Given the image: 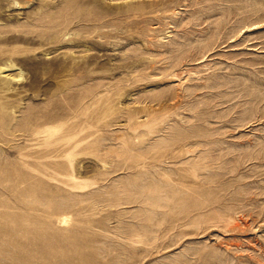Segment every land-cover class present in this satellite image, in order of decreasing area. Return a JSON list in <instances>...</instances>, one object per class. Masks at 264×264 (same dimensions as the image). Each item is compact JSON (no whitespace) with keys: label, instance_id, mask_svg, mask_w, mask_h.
Returning a JSON list of instances; mask_svg holds the SVG:
<instances>
[{"label":"rangeland","instance_id":"1","mask_svg":"<svg viewBox=\"0 0 264 264\" xmlns=\"http://www.w3.org/2000/svg\"><path fill=\"white\" fill-rule=\"evenodd\" d=\"M0 264H264V0H0Z\"/></svg>","mask_w":264,"mask_h":264}]
</instances>
